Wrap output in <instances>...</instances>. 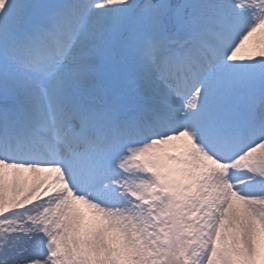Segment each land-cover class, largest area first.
<instances>
[{
	"label": "snow or ice",
	"instance_id": "1",
	"mask_svg": "<svg viewBox=\"0 0 264 264\" xmlns=\"http://www.w3.org/2000/svg\"><path fill=\"white\" fill-rule=\"evenodd\" d=\"M0 264H264V0H0Z\"/></svg>",
	"mask_w": 264,
	"mask_h": 264
}]
</instances>
